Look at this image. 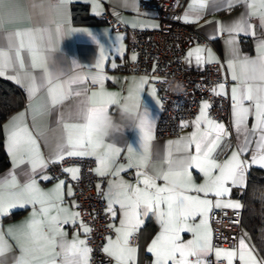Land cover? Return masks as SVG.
Segmentation results:
<instances>
[{
  "label": "snow or ice",
  "instance_id": "1",
  "mask_svg": "<svg viewBox=\"0 0 264 264\" xmlns=\"http://www.w3.org/2000/svg\"><path fill=\"white\" fill-rule=\"evenodd\" d=\"M6 2L7 0H0V33L4 32ZM71 2L72 0H59L56 7L63 8L66 13L67 5ZM45 3L49 5V11H51L52 0H41V4ZM241 3L246 4L250 11L242 14L232 24L218 29L219 33L226 31L230 34L226 43L233 59L228 61V67L232 70V80L239 81V84L231 89L234 128L238 136L243 135V142L239 149L233 150L231 156L223 162H218L213 154L230 133L227 132L223 123H218L209 117L208 109L211 105L208 101H202L200 113L192 121L195 130L187 137L168 141L166 156L159 167H154L151 174L143 171L142 169L148 166L151 142L154 139L153 122L144 109L141 111V93L149 85V78L146 76L138 80L134 78V85L130 87L128 95L123 98L119 93L106 91L103 84L109 77L103 74L102 69L108 56L104 44L100 43L99 59L95 64L99 71L91 74V78L92 83L101 85V89L98 93H92V96L88 98V105L111 107L122 99L134 109H138L141 115L138 128L142 133V151H137L131 146L127 148L129 154L127 167L141 169L136 173L137 184L130 185L123 180L113 181L109 183L108 191L105 193L107 213L115 218L116 206H119L122 215L119 227L110 225L114 227L117 239L113 241L109 237L102 248L103 253L115 258L116 264H135L137 248L132 246L130 238L143 224L142 217H147L149 214L155 215L161 224L160 233L148 249L154 254V264H170V262L171 264H208L207 257L211 255H214L216 260H226L227 264H233L237 258L241 264H264V257L258 259L255 249L250 248L243 238L239 241L238 250L236 248L213 249L212 232L208 225L209 213L213 207L242 209L243 205L239 201L224 198L230 196L233 187L246 188V174L251 166L259 165L264 168V41H260L257 45L259 55L255 59L241 56L237 47L239 34L254 35L253 25L249 23L251 17H259L260 26L264 28V0H227V7L231 8ZM196 4L202 10L207 7L208 0H193V5ZM183 19L185 22H194L187 13ZM136 26L133 25V27ZM75 31H85L91 35L90 30L72 29L67 19H64L63 23L56 24L54 30L45 26L17 29L5 33L7 46L0 47V77H4L8 70H13L15 75L8 78L23 86L30 98L34 96L39 91L40 85L37 84L36 75L26 69L25 56L22 55L24 53L30 61V69L42 70L43 82L49 85L48 103L40 110L33 111L34 121L50 114L55 106L62 104L70 96L81 95L79 91L73 92L72 85L81 82L84 78L73 76L60 82L59 78L63 72L55 68V61L52 59V54L57 51L54 41L65 35H71ZM115 39L122 41L124 37L117 35ZM116 50L123 55L120 47ZM186 58L189 63L194 61L198 66L216 62L212 50L201 45L188 50ZM136 59L137 56L133 54L131 60ZM73 66H76L75 61ZM237 67L240 70L239 73ZM157 80L158 78L153 77V85L149 87V92L159 105L160 99L157 98V90L154 87ZM224 90L225 85L221 83L213 88V93L222 95L225 94ZM97 95L104 98L100 104L93 99ZM245 102H249L247 106ZM87 107L78 109L76 113L83 122L63 123L66 140L56 143L54 149L56 158L52 162L63 160L65 155L68 157L95 156L99 162L95 171L100 176H104L122 149L115 143L106 142L105 139L96 137L90 132L84 123ZM250 115H254L255 119L252 129L247 128ZM60 119L63 121V115ZM202 123L207 126L204 131H201ZM181 126L187 127L188 123L182 122ZM7 132L8 151L12 154L14 167L17 156H21L19 163H28L30 171L26 173L28 178L22 185L11 172L8 177L0 179V218L8 215L16 207L29 205L33 207L32 216L20 226L19 234L13 228L8 230V235L15 238L20 253L19 256L12 257V264H89L93 249L88 246L87 240L80 239L78 234L68 240L63 228L64 225L76 224L80 216L79 212H71L61 206L64 181L61 180L48 192L42 190L36 174L38 169L46 168L48 162L40 152L36 137L23 124L12 125ZM257 132L260 135L249 163L241 157L249 152L252 137ZM172 145H177L175 154ZM101 149L103 151H100ZM23 154L27 155V160L23 159ZM123 170L124 166L121 165L113 172V175L119 176ZM193 170L203 174V183H195ZM64 171L70 173L74 180L79 179L78 168H66ZM173 178L179 181L180 191L170 186ZM41 179L47 181L51 177L45 175ZM158 180H163V185L157 184ZM189 192L202 193L204 197L213 195L216 199L213 201L202 198L200 195H189ZM72 194L69 190L68 195ZM36 205L40 206L38 210ZM162 205L165 207L162 208ZM53 212L55 214H52ZM197 217L201 218L198 224L190 223ZM80 223L83 232L90 234L92 229L83 225L82 221ZM184 232L192 233L193 238L187 241L182 240ZM10 252L11 245L5 239V233L0 231V264H8L6 254Z\"/></svg>",
  "mask_w": 264,
  "mask_h": 264
},
{
  "label": "crops",
  "instance_id": "2",
  "mask_svg": "<svg viewBox=\"0 0 264 264\" xmlns=\"http://www.w3.org/2000/svg\"><path fill=\"white\" fill-rule=\"evenodd\" d=\"M59 0H52L51 11H49L48 4H41V0H7L5 7V22L3 24L4 32L0 33V47H6L7 41L5 39V33L17 29H26L33 27H45L49 26L53 30L56 27V24L63 23L64 19H67L68 25L72 29L80 30H90L91 35L85 31H75L71 35H65L62 38L54 41V46L57 49L56 52L52 54V59L55 61V68L58 71H62L63 75L60 76V82L68 80L73 76H81L84 79L81 82L75 83L72 85L73 92L79 91L80 96L72 95L62 104L55 106L50 114L34 121L33 120V111L40 110L44 105L48 103V94L47 89L49 85L44 84L43 82V73L40 69H30V61L26 54L22 53L25 56V65L27 70H31L34 75L37 77V84L40 85L39 91L32 96L31 98L28 95L27 90L15 83L14 80L9 79V76L15 75L13 70H8L4 78L13 83L23 96V106L12 113L8 118H6L1 124L2 130V143L4 152L8 158V166L0 171V179L8 177V174L14 173L19 184H24L27 180V175L30 171V165L28 163H19L21 156L16 158V166L13 164L12 154L8 151L7 144V135L8 128L12 125H26L28 129L32 132L33 136L36 137L39 144L40 152L42 153L45 161H54L56 158V153L54 151L55 145L60 140H66V133L63 128V123H81L82 119L77 117L76 113L78 109H83L88 105V98L92 96L93 92H99L101 85L98 83H92L91 74L99 71L96 69L95 64L99 59V50L100 43H103L105 49L107 50L106 54L108 59L104 62L103 74L109 79L104 80L103 88L108 92H116L120 94V97H126L128 95L130 87L134 85V78L138 80L140 77H145L140 74H130L123 72L120 69L121 64L125 60H130L132 53L127 47V36L119 31H115L108 25L104 20L98 18L99 14L102 11L110 7L118 19L125 25L133 27L137 25V28H154L157 23L150 17L140 16L136 12L138 0H72L70 4L67 5V11L64 12V9L61 7H56ZM80 3L86 8L85 17L91 18L93 21H76L73 18L72 7L74 4ZM35 5V6H34ZM250 11L247 8L246 4H236L231 8L227 7V0H208L207 7L200 9L199 5H193V0H186L184 5L182 21L194 28H196L205 38L210 40V44L201 45L206 48H210L215 54L216 61L221 60L223 63V72L224 76L228 79V83H223L225 85V94L229 97V118L230 125L226 126L227 132L230 133L229 136L225 137L221 142V147H219L216 152L213 154L218 162H223L228 157L231 156L233 150H238L243 142V135H237L234 128V118H233V101L231 99V89L239 84V81L232 80V70L228 67V61L233 59V55L230 51L229 46L226 41L229 39V33L223 32L219 33L218 29L221 26H227L232 24L237 20L242 14ZM189 15V18L194 22H185L183 19L185 14ZM199 17L198 19L196 17ZM249 23L253 25L252 31L254 35L251 34H239L237 38V47L239 49L241 56H247L249 58L255 59L259 55V49L257 45L260 41H264V28L260 26L259 17H251ZM117 35H122L124 39L122 41H117L115 38ZM99 42V43H98ZM199 44H193L189 46L186 50L185 61L190 66H198L194 63H189L187 60L188 50L195 48ZM120 47L123 51V55H120L117 52L116 48ZM206 55V54H205ZM73 61L76 62V66H73ZM115 64V67H113ZM206 64V63H204ZM239 68L237 67V72L239 73ZM152 86L149 83L145 87V90L141 93V111L144 109L149 119L153 122V134L154 139L151 142L150 148V157L148 159V166L142 169L145 172L151 174L154 167H159L160 163L164 160L166 152L168 149L167 142L170 140H179L182 137L189 136L194 130V124L192 121L200 113L201 102L198 103V111L196 114L187 122L188 126L183 127L181 133L177 137L172 138H158L155 134V125L159 113L160 104H157L156 99L150 94L149 87ZM157 95V94H156ZM158 98V95H157ZM97 104L103 102V97L97 95L93 98ZM121 102L123 100L121 99ZM249 102H245L246 106ZM113 109L110 108V111ZM23 113V116H21ZM63 115V121L60 117ZM209 115V114H208ZM210 117V116H209ZM211 118V117H210ZM212 119V118H211ZM214 120V119H213ZM216 121V120H215ZM217 122V121H216ZM221 123V122H218ZM255 123L254 115H250L247 121V128L252 129ZM206 125L201 124V131L206 130ZM260 133L257 132L252 137V144L250 150L247 154L242 155V159L251 162V156L255 152L256 141L259 138ZM106 142L115 143L117 146L121 147L122 151L119 156L116 157L115 161L112 163L110 170L104 176H108L105 187H104V201L107 208V199L105 193H107L109 188V183L113 181L123 180L130 185L137 184V171L141 169L138 168H128L129 164V154L127 148L129 146L133 147L137 151H142V133L138 127H134L131 124L125 127L122 133L115 134L113 137L107 138ZM175 154V149L177 145L171 146ZM194 150V149H193ZM100 151H103L101 149ZM65 157H67L65 155ZM95 160L93 171L96 176H100L95 169L99 166V162L95 156H88ZM27 155L23 154V159L27 160ZM121 165L124 166V170L120 172L119 176H114L115 172ZM66 168H78L77 165H68ZM250 168L262 169L259 165H253ZM79 169V168H78ZM65 172V171H64ZM70 180H67L63 177H52L46 170V168L38 169L36 174V179L39 183V186L45 192L53 189L61 180L64 181L63 185V202L62 207L69 209L71 212H78L76 207V202L71 196L68 195L69 190L73 193L72 187V175L68 172H65ZM49 176L51 179L45 181L42 180V176ZM10 179V177H9ZM193 179L196 184H201L204 182V177L202 173H199L196 170H193ZM248 181V171L246 174V185ZM163 180H158L157 184L163 185ZM143 187V185H140ZM231 186V185H230ZM244 188L233 187V190L229 197L224 199H232L234 201H239L241 204L240 196ZM189 195H200L202 198H207L215 201L216 197L213 195H208L204 197L202 193L189 192ZM39 205H36V209H39ZM162 208L165 206H161ZM215 209V207H213ZM212 209V210H213ZM17 214L13 215V213ZM117 216L112 217L111 225L115 227L120 226V219L122 218L121 210L119 206H116ZM33 213L32 206L26 207H16L10 211L8 215L0 218V231L5 233V239L8 244L11 245V252L6 254L8 264H12V257L19 256V247L17 246L16 240L13 236L8 235L9 228H13L17 234H19L20 226L27 221ZM52 214H55L53 212ZM152 218L155 222L154 227L148 226L146 223L148 219ZM143 224L140 226L138 232V242L136 245H132L137 248L136 261L135 264H154V254L149 252L148 249L151 246L152 241L161 231V224L158 218L149 214L147 217H142ZM200 217H197L194 221L190 223L198 224L200 222ZM84 225V224H83ZM208 225L211 229L210 221L208 219ZM64 231L67 233V239L71 240L77 234L80 239H85V233L82 230L81 223L79 220L76 224H68L63 226ZM113 228V235L110 236L113 241L117 239V233ZM212 232V229H211ZM109 238V237H108ZM104 242L103 247L107 243V240ZM193 238L192 233L184 232L182 233V240L187 241ZM243 238V237H242ZM241 239V238H240ZM239 239V241H240ZM245 242L249 245L250 248H254L257 254V258H261L258 251L254 247L251 237L249 234L243 238ZM239 241L237 244V250L239 247ZM212 247L223 248V249H233L232 247H221L213 243L212 238ZM215 258L214 255H211ZM112 258L111 264H116L115 258ZM216 259V258H215ZM236 260L239 261L237 258ZM223 264H227V261L221 259ZM235 261V260H234ZM240 262V261H239ZM234 263V262H233ZM171 264V262H170ZM241 264V262H240Z\"/></svg>",
  "mask_w": 264,
  "mask_h": 264
},
{
  "label": "built area",
  "instance_id": "3",
  "mask_svg": "<svg viewBox=\"0 0 264 264\" xmlns=\"http://www.w3.org/2000/svg\"><path fill=\"white\" fill-rule=\"evenodd\" d=\"M185 3L186 0H138L137 14L155 20L157 25L154 28L129 27L118 19L110 7L98 16L113 30L127 36V47L137 56L135 61L125 60L120 69L126 73L146 76L152 85L153 77L158 78L154 83L160 99L155 125L158 138L179 136L182 122H188L196 114L201 100L211 105L208 114L212 119L230 125L229 97L213 93L217 85L228 83L222 61L199 66H190L185 61L189 46L211 43L196 28L182 21ZM170 81L182 82L183 92L176 94L170 91ZM47 162L46 170L52 177L67 180L70 178L64 172V167L78 166L79 179L72 180L73 198L80 213L79 222L82 221L92 229L90 234L85 235L88 246L93 249L89 264H111L112 258L102 252L104 242L114 233L110 227L112 217L106 211L103 195L108 176H96L93 171L95 160L90 157L67 156L59 162ZM209 221L215 245L237 248L239 239L248 234L242 225V209L215 208L209 213ZM138 235L137 231L130 238L132 245L137 244ZM207 261L208 264H223L212 256L207 257ZM233 264L240 262L235 260Z\"/></svg>",
  "mask_w": 264,
  "mask_h": 264
},
{
  "label": "trees",
  "instance_id": "4",
  "mask_svg": "<svg viewBox=\"0 0 264 264\" xmlns=\"http://www.w3.org/2000/svg\"><path fill=\"white\" fill-rule=\"evenodd\" d=\"M85 13L86 8L82 4L73 5L74 20L93 21L91 18H86ZM22 106L23 96L19 89L9 80L0 77V171L8 166V158L3 149L1 124ZM240 200L243 202V228L250 235L260 257H264V171L262 169H248L247 185ZM146 224L150 227L156 225L152 218L148 219Z\"/></svg>",
  "mask_w": 264,
  "mask_h": 264
},
{
  "label": "clouds",
  "instance_id": "5",
  "mask_svg": "<svg viewBox=\"0 0 264 264\" xmlns=\"http://www.w3.org/2000/svg\"><path fill=\"white\" fill-rule=\"evenodd\" d=\"M168 89L176 94L182 93L184 85L180 81H170ZM110 108L113 110L110 111ZM141 118L138 109H134L127 102H115L113 106L96 105L87 107V116L84 120L87 128L96 137L107 138L122 133L126 126L131 124L138 127ZM170 186L180 191L179 181L173 178Z\"/></svg>",
  "mask_w": 264,
  "mask_h": 264
}]
</instances>
